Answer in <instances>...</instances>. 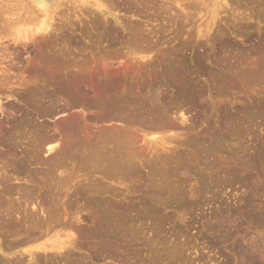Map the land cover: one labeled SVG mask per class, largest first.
I'll list each match as a JSON object with an SVG mask.
<instances>
[{"label":"rangeland","instance_id":"1","mask_svg":"<svg viewBox=\"0 0 264 264\" xmlns=\"http://www.w3.org/2000/svg\"><path fill=\"white\" fill-rule=\"evenodd\" d=\"M5 1L10 2L12 0H3V2L0 0V7L6 10L3 11L4 13L0 14V51L2 53H0V55H5V51L11 52H7L8 55L15 52V55L18 54L17 59L20 62L14 55L9 57L11 60L13 58L14 62L8 58L7 54L5 55L7 59L4 56L0 59V85H2V87L0 86V108L3 110V114H0V122H2L1 120L8 122L10 117L17 119V116L19 118L23 113L29 110L30 114H33L32 116L35 118V123L46 126L53 125L49 119H53L54 121L56 119L58 121H66L65 119H70L71 116L80 114L85 117L84 123H86V127L90 128L93 135L91 137L94 141L98 139L97 131L98 129L100 130L101 127H103L101 130L122 128L124 125L119 121L106 122V120L95 119L94 117H98V112L87 110V108H84L85 110L83 111V108L79 109V104L74 103L72 99L69 101V99L64 98L68 103L66 101L63 102V98V101H59L60 103L56 101V109L54 108L55 110L53 111L54 117L52 114L48 116L49 114L46 113L51 109V101L46 100L43 103L44 108L48 110L43 109V106H41V108L37 105L35 106V104H31L32 106L27 105L30 103L29 101L25 102L26 106L24 105L25 103L21 94L25 97L27 93V91H25L27 88L25 87L28 84L33 85L34 83V80H32L33 77L30 79L28 74L24 71L26 62L30 61V57L27 53L28 51L26 52L23 49L29 47L30 44H25V42L22 44L23 41L16 42L14 39L15 36L16 39H18V35L22 36L24 34L27 35V33L29 34V32L40 23L41 19H44V14L37 9L31 0L21 1H23L22 3L25 2L29 7L31 6L32 9L25 4L22 5L20 0L16 2L13 0L10 4L5 3ZM59 1L60 0H55V2H53L54 8L52 7L51 13L53 19L51 22L52 29L54 30L53 34H56L59 39L58 47L61 46V48H63L62 44H60V42L63 43L60 40V35L58 37V34L61 33L67 34L70 32L69 36H71L72 33V36L74 38L76 36L82 44L79 43V45H81L80 47L77 45L79 49L77 47L73 48L76 49L73 50L74 52L70 48L72 55L69 51V56L66 57L68 59L70 58L67 60L72 70L76 68L79 69L81 65L84 70L87 68V70H85L86 72H91L93 76H96V72H99L103 66L109 64L107 66L109 68L116 67V65L119 66L117 63L119 61H123L124 65L128 63V65H125L126 68L124 67L122 70H117L116 74L119 77H116L117 79L119 78L118 81L120 83L118 82L119 84H117V87L115 86L114 89L116 95L120 97L122 95L125 96H122L123 99L118 96L119 98L117 101L121 103L123 100H126V102L130 101V104L132 102L138 106H140L141 96H144L149 86L152 84V86H154V83H156L154 81L159 79H164L162 81L163 83L170 81L172 84L170 82L168 83L169 85L163 84L166 86H163L164 92L168 95V98L164 95L167 98L164 97V102L166 101L165 109L172 107V111H174L179 107V109H182L186 114L187 121L184 123L183 130L178 129L168 132L170 134L164 132L166 135L168 134L167 136L161 134L162 131L159 133V136L163 138L166 136L163 139V143L165 142V149L168 150H164L165 152L163 150L159 151V154L162 155H159L160 159H158L160 161L156 159L157 156L154 154L153 150H151L148 145H144V148L147 147L152 151L149 152L150 150L147 148L145 150L146 154L150 153V159L147 158L148 156L133 158V161L131 160L133 169L127 166V168L123 167V171L122 168L121 170L118 168L117 171H113L114 169L112 168L98 170L96 166H93V168L92 166L81 167V169L79 168L80 166L77 165L79 167H69L66 169L67 171L64 170L66 173L71 174H67L68 176H72L69 177L72 178V180H70L71 182L68 184L71 185L73 183L71 187H74V185L79 182L83 189L81 188V194H78L83 196L79 198L80 196L78 197V194L74 191L75 189L70 188L69 193L67 192L69 195L67 197L69 199L66 201V197L64 200L61 199L62 201H57L58 205H63V209H65V211L59 209L60 213L57 204V207H55L57 209H55V211H53L54 206L51 207L53 210L49 208L51 206H48L49 203H53L50 199L47 200V203L50 202L44 206V208H46L45 211L43 210L42 212L39 208V212H37L38 210L36 211L37 213L32 211L26 203L22 202V199H20L22 203L17 201L21 193H24L23 190L25 191V188H31V186H28V183H24V179H29L30 177L28 175H30L32 171L42 170L41 166V168H38L34 166L33 163L28 165L27 160H25L24 152L21 153L22 150H24L23 147L25 143H23L24 145L21 144V152H19V154L14 151L17 156L14 158L22 159L23 157V159L25 158V162L23 159L22 163L13 159L15 155H10L9 157L13 160L12 162L14 164L15 162L22 164L26 174H17L14 168L10 167L9 164L4 163L2 160L0 161V197H3V199L2 197L0 198L1 217L8 223L9 220L7 217L9 218L10 214L8 213V215L5 212L9 210H7V208L6 211L4 210L3 212V209L8 206L10 209V207L14 205L18 210V212L14 211L13 213L15 215L13 216L12 214V217L9 218L17 225L13 230L15 233H12L13 228L9 229V227H6L7 225L5 226L6 223L2 224L4 227L0 225V264H14V262L18 261L22 262L21 264H203L206 260H211V264H246L243 261L250 258V260H253V264H264V178L262 177L264 175V71L260 73L254 69L256 62L257 64L260 63L259 67L263 64L264 3L262 2L264 0H211V2L210 0L209 2L208 0L207 2L205 0H188L189 2L186 0H176V2L174 0H167V2L166 0L165 2L164 0H97L100 4L109 9V11L118 18L121 24L115 23L110 17L109 20L108 17L107 19L99 18L102 16L96 13L98 11L91 6L92 0H90L91 5L87 3L86 5L84 4V6L80 3L81 0ZM177 1L179 4H176ZM203 3L205 4L202 5ZM70 5L73 6L72 8L78 5L80 6L76 7L77 9L70 8L71 10L69 11L68 8ZM161 5L163 6L161 7ZM164 5L166 7H164ZM9 6L11 8H9ZM1 8L0 12L3 10ZM214 8L215 11H217V15L216 18L210 22L213 18L212 11ZM221 9H225L226 11L223 10L222 12ZM88 10H94L92 14H89L90 16L84 13L85 11L88 12ZM7 11L8 13H6ZM31 12H33L34 15H32L33 13L31 14ZM37 13L40 15L38 16ZM71 13L73 14L71 15ZM21 15L22 17L19 18ZM92 15H97L98 19H100L97 26H94L92 22L95 20ZM33 18L37 21L36 23L32 20ZM37 18L40 21H38ZM188 18L191 19L187 20ZM18 20L22 21H19V24L21 23L20 25H18ZM7 21H9V23ZM24 22L27 24L26 26H23ZM236 22H238V24ZM5 23L9 24V27H5ZM13 23H15L14 25L16 27L17 25L18 27L21 26L19 28L17 27L18 31H16V29H11V25L13 28ZM246 24L248 25L246 26ZM200 25H202V29ZM61 26L65 27V29L61 28ZM82 29L83 31H87L90 35L85 38L80 36ZM9 30L13 35L15 34L14 39L12 34V36L9 35ZM202 30L204 31L202 32ZM14 31L15 33H13ZM55 31H57V33H55ZM104 31L107 32V36L102 40H96L99 34ZM133 31L134 33L141 31V33H145L148 36V41H138L139 48L141 47L144 49L148 46L145 50L147 51L149 49V53L145 50L146 53H143L146 55L147 62L145 61V64L143 62L131 60L130 50L125 47V40L127 41ZM16 32H18V34ZM158 36L161 38H158ZM258 46L261 50L257 49ZM233 47H236V50ZM1 49H5V51L2 52ZM126 49L129 50V52ZM170 49L173 51H170ZM110 50L116 53L115 55H117V57L112 58L113 60L104 59V53L106 51L111 52ZM258 50L260 51L258 52ZM98 54L103 57H99ZM169 55L173 56V59ZM251 56L252 60L250 59ZM257 57H259L258 60ZM127 58H129L128 61ZM160 58L162 59L160 60ZM101 59L105 63L100 62ZM76 60L77 62H75ZM17 61L18 63H16ZM83 61H85L86 64L88 63V67ZM99 64L101 65L99 66ZM6 65L9 67H6ZM5 68L9 69L5 70ZM2 70H5L6 74L8 73L7 75H10V79H7L9 77L6 76ZM119 72L120 74H118ZM172 73L175 74L177 80H175ZM158 74H160V76ZM13 80H15V82ZM151 80L153 83L150 82ZM2 82H4V84ZM29 86L31 88V85L27 87ZM119 90L120 92L123 91L125 95L123 92L120 93ZM125 90L127 91L125 92ZM177 93H181L183 97V101L180 104L174 101ZM134 95L137 96L136 99ZM132 96L133 98H131ZM138 97L141 99H138ZM119 102L118 105L120 104ZM26 108L27 111H25ZM161 110H164V108ZM38 112L41 115H39ZM92 119H94V121H92ZM69 121L70 120H68V122ZM91 121L92 123H90ZM6 124L2 123L4 127L8 125ZM172 133L175 134L173 135ZM107 136L105 135L106 138L102 140H106ZM171 136L176 138L171 139ZM23 137H25V135ZM178 137L179 139L176 141ZM7 139L9 140V138ZM15 139L16 136L13 137V141ZM108 140L111 139L108 138ZM23 141L25 142L26 139L24 138ZM7 142L9 143L12 141ZM110 142H112V140L109 141L108 144H100L105 146L103 150L108 149V151H105L107 155L111 154L113 151V142ZM3 147L6 148V146ZM3 147L0 144L1 151ZM163 157L165 159H163ZM145 158L149 161L146 162L147 160ZM133 162L136 163V166ZM4 168H6V170ZM29 170L31 173H29ZM122 173L125 178H123V175L121 177L120 174ZM73 175L76 178H74ZM84 175H86L85 178H83ZM118 175H120L122 180H120ZM159 175L162 178L164 177L165 179L163 178V180L165 181L158 177ZM26 176L29 178H26ZM17 177L21 178V180H19L21 183H16L18 181L16 180ZM115 177L116 179L118 177L119 180L114 179ZM30 181L29 179L28 182ZM144 181H146L145 184L143 183ZM97 182L98 184L101 183L98 187L95 186ZM90 184H93L94 187ZM101 185L104 186L101 187ZM7 186L13 187L11 188L14 193L11 192L13 196L5 194ZM158 186L161 187V189ZM108 187L111 190H109ZM94 188H98L97 192H95ZM152 188L154 189L152 190ZM84 189L87 191H84ZM101 189L104 190V192ZM155 189L158 190V192H156ZM18 190H20V192ZM82 190L84 191L83 193ZM149 190L152 192H149ZM16 192L20 194L17 195ZM158 193L160 196L162 195V197H160ZM9 197H11V202L8 201ZM76 197L78 200H76ZM154 197H157L155 201H153ZM165 197L167 202L165 201ZM156 199H158L159 202L156 201ZM97 200H99L101 204L98 203L99 201ZM57 202L54 201L53 205ZM70 202L72 203L71 205L75 206L71 207ZM143 202L145 205H142ZM41 205L42 204H40V207ZM66 205L71 208H67ZM47 208H49V210ZM68 209L69 211L71 209V211L69 212ZM152 209H154V212ZM66 210L68 212H66ZM28 213L29 218L26 215ZM98 213L100 215L99 217L97 215ZM59 214L62 217H60ZM5 215L7 217H5ZM116 215L117 217H115ZM102 216H105V219L108 218L111 220L105 221ZM33 217L35 219H32ZM95 219L97 222L100 220V226L96 224L97 222ZM36 220L38 222H36ZM50 220L53 223L50 222L51 224L49 225L48 221ZM42 221H45L46 224H41ZM31 224H33V226H31ZM42 226L43 228H41ZM38 228L40 229L38 230ZM47 228L53 230H47ZM81 231H86L85 235H82ZM67 232L68 234H65ZM70 232L71 236L74 238V247L67 248V251L65 249L68 253L64 252V250L59 253L54 251H52L53 253L51 251L43 253L39 251L37 256L35 254L33 260H30L29 254L27 253L28 250L35 251V247H38V244L39 246L43 245L46 241L56 244L57 241H61L63 238L70 235ZM35 235H37V238ZM64 255L66 256L64 257Z\"/></svg>","mask_w":264,"mask_h":264},{"label":"bare ground","instance_id":"2","mask_svg":"<svg viewBox=\"0 0 264 264\" xmlns=\"http://www.w3.org/2000/svg\"><path fill=\"white\" fill-rule=\"evenodd\" d=\"M2 2H3V0H1ZM8 1V0H7ZM15 2L17 1V0H14ZM24 1V0H23ZM23 1H21L20 0V2L22 3ZM26 1V0H25ZM32 2H33V4L37 7V9L41 12V13H43L44 14V19H41V21L38 19V18H40V17H38L37 18V20L38 21H40V23L37 25V26H35L34 27V29L33 28H31V29H33V30H28V29H30V28H28L27 30L28 31H30L29 32V34L27 33V35L26 34H24V35H18L17 36V38L18 39H16V36H15V39H14V35L10 32V30H9V32H10V34L9 35H13V39L16 41V42H20V41H23V43L22 44H24V42H25V44H30L29 45V47H27V48H24L23 50H25L28 54H29V57H30V61H27L26 62V66H25V68H24V71L28 74V77L30 78V79H32V77H33V79L32 80H34V83H33V85L32 84H28V85H31V88H30V86L29 87H25V88H27V89H25V91H27V93H26V96L24 97L22 94H21V96H22V99H23V101H24V103L26 102V101H29L30 103L29 104H27V105H31V104H35V106L37 105L38 107H40L41 108V106H43V103L46 101V100H48V101H51L52 103V105H51V109H47V108H44V106L42 107L43 109H47L48 111L46 112L47 114H49L48 116H51V114H52V116L54 117L55 115H53V111L56 109L55 107H56V105H55V102L56 101H63L62 100V98L64 99V98H66V99H69V101H70V99H72V100H74L73 102L74 103H77V104H79V106H80V108L79 109H82L83 108V111L87 108V110H93V111H96V112H98V117L96 116V117H94L95 119H102V120H106V122L107 121H119L120 123H122L124 126L122 127V128H119V129H112L111 127V129H102L101 130V128H103V127H101L100 128V130L98 129V131H97V133H98V139L96 140V141H94L93 140V138L91 137V136H93L92 135V132H91V130H90V128H88V127H86V123H84V121H85V117H83L82 115H73V113H72V115L73 116H71V118L70 119H65L66 121H58L57 119L54 121L52 118V120H50L49 119V121L50 122H52V124L53 125H51V126H46V125H39V124H37V123H35L34 121V119L35 118H33V114L31 115L30 114V110L29 111H27V108H26V110L25 111H27V112H25V113H23V115H21V117H19L18 118V116H17V119H15L14 117H10L9 119H8V122H7V124H6V122H4L3 120H1L2 122H0V144L2 145V147L3 146H6V148H4L3 147V150L0 152V161L2 160L4 163H6V164H9L10 165V167H12V168H14V171H15V173H17V174H26V172H25V168L24 167H22L23 165L22 164H20V163H17V162H15V164L12 162L13 160H11V158L9 157L10 155L12 156V155H15V156H13V159H15L17 156H16V154H15V152H21V148H20V146H22L21 144H23V143H25V146L23 147L24 148V150H22V152L21 153H23L24 152V155H25V160H27V162H28V165H31L32 163L34 164V166H36V167H40L42 170H39V171H32V173L30 172V170H29V173H31L30 175H28V176H26V178H29L31 181L30 182H28L29 181V179H27V180H25L24 178V183H28V186H31V188L30 189H26L25 188V191L23 190V192L24 193H21V196H19V198H17V201L19 202V203H22V202H24V203H26V205H28L29 207H30V209L32 210V211H34V212H36L39 208V210L40 211H42L43 212V210L45 211V209L46 208H44V206L45 205H47L48 203H47V200L48 199H50L51 201H53V203H54V201L55 202H57L58 200L60 201L61 199H65L67 196H69L68 194H67V192L69 193V191H70V188H74L73 190L74 191H76V194H78V193H80L81 194V185L79 184V182L76 184V185H74V187L72 186L71 187V185L73 184H71V185H69L70 183L69 182H71L70 180H72V178H69V177H72V176H68V175H71V174H68V173H66L64 170H66L67 168H69V167H73V168H75V166H77V165H79V166H77V167H79V168H81V167H88V166H92V168H93V166H96V167H98V170H105V168H112V169H114L113 171H117L118 170V168H119V170H121V168H122V171H123V167L125 168L126 166L127 167H129L130 169H133L132 168V159L133 158H137V157H139V158H141V157H146V156H148L147 158H149V154L150 153H147L146 154V152H145V150H146V148H144V145H148L149 146V148L151 149V150H153V152H154V154L157 156V158L156 159H160V156H162V155H160L159 154V151H168V150H166L165 148V142L163 143V139L168 135V134H170V133H168V132H172V131H174V130H178V129H182L183 128V126H184V123L187 121V119H186V114L184 113V111L182 110V109H179V105L177 106L178 108L176 109L175 107V109L176 110H174V111H172V107L170 108V107H168V109H165V102H164V95H166L167 96V98H168V95L164 92V89H163V86H165V85H163V84H167V85H169L168 83L170 82V81H166L165 83H163L162 81L164 80H157V81H154V82H156V83H154V86H149V88L146 90V92H145V94H144V96H141V95H139V96H141V98L140 97H138V99H141V101H140V106H138V105H135V104H133L132 102H131V104L129 103V102H126V100H123V102H121V103H124V101H125V103H127V104H122V105H120L121 103L119 102V101H117L118 100V98L120 97L119 95H116V92H115V86L117 87V84H119L120 82L118 81V79H117V77L116 76H118L117 74H116V72H117V70L119 69V70H122L124 67H125V65L127 64L128 65V63H126L125 65H124V62L123 61H119V62H117L118 63V65L119 66H117L116 65V67H111V68H109V67H107V66H103V68L98 72H96V76L94 75H92V73L91 72H86L85 70H87V68L84 70V68H82L81 67V65H80V68L79 69H75V68H73V69H75V70H72V68H70L71 66L68 64L69 62H68V60L70 59H68V58H66V57H68L69 55H68V53H69V51H70V48H71V50L73 51V50H76V49H73V48H76L77 47V45H79V43L81 44V42L79 41V39H77L76 38V36H75V38L72 36V33H71V36H69L70 35V32L69 33H67V34H63V33H61V34H58V37H59V35H60V40L63 42V43H61L60 42V44H62V47L63 48H61V46L60 47H58V42H59V39L57 38V35L55 34H53L54 32V30L52 29V25H51V22H52V15H51V13H52V7L54 8V6H53V2H55V0H31ZM61 1V0H60ZM59 1V2H60ZM80 1V0H79ZM78 1V2H79ZM175 2H176V0H174ZM178 1H180V0H178ZM178 1H177V3L176 4H179L178 3ZM187 2H189L188 0H186ZM193 1V0H192ZM199 1H201V0H199ZM206 2H207V0H205ZM217 1V0H216ZM223 1H225V0H223ZM2 2H1V4H2ZM11 3L13 2V0L12 1H10ZM10 2L8 1V2H6L5 1V3H9L10 4ZM14 2V3H15ZM28 2V1H27ZM58 2V3H59ZM164 2H165V0H164ZM166 2H167V0H166ZM204 2V1H203ZM208 2H209V0H208ZM210 2H211V0H210ZM260 2H262V1H260ZM70 4H71V2H69ZM77 3V2H76ZM80 3L84 6V4L86 5L87 3L88 4H90V0L88 1V0H85V1H80ZM80 3H78V4H80ZM91 3H92V5L91 6H93L95 9H96V11H98V12H96V13H98V14H100L102 17H99V18H105V19H107V17H108V20L110 19V18H112V20L115 22V23H117V24H121L120 22H119V20H118V18L114 15V14H112L110 11H109V9H107L104 5H102V4H100V2H98L97 0H92L91 1ZM262 3H264V1L262 2ZM261 3V4H262ZM23 4H25V2L24 3H22V5ZM27 4H30V3H27ZM59 4H62V3H59ZM58 4V5H59ZM63 4H64V2H63ZM66 4V3H65ZM161 4V3H160ZM164 4V3H163ZM171 4H172V2H171ZM190 4H191V2H190ZM192 4H193V2H192ZM197 4V3H196ZM195 4V5H196ZM205 3H203L202 5H204ZM208 4H210V3H208ZM6 5V4H5ZM13 5V4H12ZM26 5V4H25ZM55 5H57V4H55ZM71 5H73V4H71ZM70 5V7L68 8V10L70 11L71 9L70 8H72L73 6H71ZM81 5V6H82ZM201 5V6H202ZM207 5V4H206ZM219 5V4H218ZM218 5H216V6H218ZM222 5V4H221ZM263 5V4H262ZM14 6V5H13ZM12 6V7H13ZM26 6H28V5H26ZM80 5H78V6H76V7H79ZM113 6V5H112ZM163 5H161V7H162ZM192 6H194V5H192ZM17 7V6H16ZM16 7H14V8H16ZM29 7V6H28ZM31 7V6H30ZM29 7V8H30ZM34 7V6H33ZM60 7V6H59ZM75 7V8H76ZM86 7V6H85ZM89 7V6H88ZM114 7V6H113ZM117 7V6H116ZM160 7V6H159ZM164 7H166L165 5H164ZM163 7V8H164ZM179 7V6H178ZM196 7V6H195ZM204 7V6H203ZM215 7V6H214ZM219 7H220V5H219ZM233 7V6H232ZM1 8V7H0ZM9 8H11L10 6H9ZM29 8H28V10H29ZM75 8H72V9H75ZM81 8V7H80ZM131 8V7H130ZM191 8H193V7H191ZM201 8V7H200ZM221 8V7H220ZM223 8H225V7H223ZM264 8V7H263ZM1 9H3V8H1ZM17 9V8H16ZM31 9H32V7H31ZM30 9V10H31ZM36 9V10H37ZM59 9V8H58ZM64 9H65V7H64ZM64 9H62V10H64ZM77 9V8H76ZM111 9H112V7H111ZM129 9V8H128ZM233 9V8H232ZM238 9V8H237ZM5 9H3L1 12H0V14H2V13H4L3 11H4ZM15 10V9H14ZM61 10V9H60ZM83 10V9H82ZM87 10V9H86ZM133 10V9H132ZM161 10H162V8H161ZM164 10V9H163ZM222 10V9H221ZM223 10H225V9H223ZM223 10H222V12H223ZM230 10V9H229ZM6 11V10H5ZM25 11V10H24ZM32 11V10H31ZM76 11V10H75ZM92 11H94V10H92ZM92 11H90V10H88V12H84V13H86L87 15H89V14H92L93 12ZM167 11V10H166ZM184 11V10H183ZM192 11V10H191ZM226 11V10H225ZM235 11V10H234ZM11 12V11H10ZM13 12V11H12ZM17 12V11H16ZM20 12H21V10H20ZM58 12V11H57ZM81 12V11H80ZM190 12V11H189ZM188 12V13H189ZM193 12V11H192ZM191 12V13H192ZM217 11H215V8L213 9V11H212V16H213V18H212V20L210 21V22H212L215 18H216V15H217V13H216ZM6 13H8V11L6 12ZM27 13V12H26ZM33 12H31V14H32ZM54 13V12H53ZM60 13V12H59ZM83 13V14H84ZM209 13H211V12H209ZM226 13V12H225ZM21 14V13H20ZM30 14V13H29ZM30 14V15H31ZM38 14V16L40 15L39 13H37ZM42 14V15H43ZM73 13H71V15H72ZM77 14V13H76ZM97 14V15H98ZM261 14V13H260ZM23 15V14H22ZM22 15L21 16H19V18L20 17H22ZM29 15V16H30ZM32 15H34V13L32 14ZM31 15V16H32ZM36 15V14H35ZM97 15H92V16H94V19H92V20H94V21H92L93 23H94V26H97L98 25V23L100 22V19H98V16ZM226 15V14H225ZM259 15V14H258ZM24 16V15H23ZM30 16V17H31ZM37 16V15H36ZM57 16H58V14H57ZM82 16V15H81ZM90 16V15H89ZM208 16V15H207ZM261 16V15H260ZM264 16V15H263ZM17 17V16H16ZM33 17V16H32ZM110 17V18H109ZM190 17H191V15H190ZM262 17V16H261ZM36 18V17H35ZM66 18V17H65ZM69 18V17H68ZM264 18V17H263ZM23 19H24V17H23ZM31 19V18H30ZM73 19V18H72ZM179 19V18H178ZM191 19V18H190ZM189 18L187 19V20H190ZM218 19V18H217ZM4 20H6V19H4ZM25 20V19H24ZM32 20H34V22L36 23L37 21H35V19L33 18ZM68 20H70V19H68ZM206 20H207V18H206ZM208 20H209V18H208ZM19 21H21V20H18L17 22H18V25H20L19 24ZM71 21V20H70ZM236 21V20H235ZM243 21V20H242ZM8 23H9V21H7ZM16 22V23H17ZM22 22V21H21ZM26 22V21H25ZM24 22V25L23 26H26L27 24ZM65 22H67V21H65ZM4 23V22H3ZM28 23V22H27ZM34 23V24H35ZM69 23V22H68ZM216 23V22H215ZM237 24H238V22H236ZM7 23H5V27L6 26H8L9 24H7ZM15 23H13V28H12V25H11V29H16V31H18L17 30V27H18V25H17V27L14 25ZM29 24H30V22H29ZM70 24V23H69ZM200 24V23H199ZM31 25V24H30ZM215 25V24H214ZM248 24H246V26H247ZM62 26H65V25H62ZM61 26V28H64L65 29V27H62ZM201 26V29H202V25H200ZM9 27V26H8ZM16 27V28H15ZM19 27H21V26H19ZM18 27V28H19ZM71 27V26H70ZM4 28V27H3ZM23 28V27H22ZM209 28H210V26H209ZM6 29V28H5ZM59 29V28H58ZM68 29V28H67ZM138 29V28H137ZM181 29V28H180ZM20 30V29H19ZM104 30H106V29H104ZM197 30V29H196ZM200 30V29H199ZM206 30H208V29H206ZM13 31V30H12ZM28 31H25V32H28ZM64 31H66V30H64ZM63 31V32H64ZM137 31H139V30H137ZM144 31V30H143ZM204 30H202V32H203ZM24 32V33H25ZM178 32H179V30H178ZM196 32V31H195ZM198 32H200V31H198ZM13 33H15V31L13 32ZM17 34H18V32H16ZM21 33V32H20ZM55 33H57V31H55ZM80 33V32H79ZM112 33V32H111ZM16 34V35H17ZM22 34H23V31H22ZM74 34V33H73ZM147 34H149V33H147ZM157 34H159V33H157ZM196 34V33H195ZM201 34V33H200ZM11 35V36H12ZM90 34L89 33H87V31H83V29L81 30V33H80V36H82L83 38H85L86 36H89ZM107 36V32H101L100 34H99V36L97 37V39L96 40H102V39H104L105 37ZM150 36V35H149ZM153 36V35H152ZM154 36H155V34H154ZM190 36H192V35H190ZM203 36V35H202ZM73 37V38H72ZM90 38V37H89ZM88 38V39H89ZM148 36L145 34V33H141V31L140 32H136V33H134V31H133V33L130 35V37H128V39H127V41L125 40V42H126V46H125V44H124V46L126 47V48H128L129 50H130V52H129V50H127L129 53H131V57H132V59L131 60H134V61H139V62H143L144 64L147 62L146 61V55H144L143 53H146L147 51H148V53H149V49L146 51L145 50V48H148V46L147 47H145L144 49L143 48H139V46H138V41H144V40H147L148 41ZM154 38H156V39H158V38H161V37H159L158 36V38L157 37H154ZM87 39V40H88ZM91 39V38H90ZM220 39V38H219ZM260 40V39H259ZM157 41H159V40H157ZM156 41V42H157ZM0 42H1V39H0ZM259 43V42H258ZM1 44V43H0ZM88 44V43H87ZM82 45V44H81ZM81 45H79V47L81 46ZM112 45V44H111ZM156 45V44H155ZM94 46V45H93ZM233 46V45H232ZM18 47V46H17ZM79 47H77L78 49H79ZM149 47H151V46H149ZM153 47V46H152ZM156 47V46H155ZM251 47H254V46H251ZM2 48V47H1ZM82 48V47H81ZM230 48V47H229ZM235 50H236V47H233ZM232 48V49H233ZM264 48V47H263ZM262 48V49H263ZM77 49V50H78ZM109 49V48H108ZM110 49H111V47H110ZM113 49V48H112ZM143 49V50H142ZM153 49V48H152ZM160 49V48H159ZM257 49H260L259 48V46L257 47ZM257 49H256V51H257ZM2 50V49H1ZM7 50V49H6ZM17 50V49H16ZM114 50V49H113ZM146 52H145V51ZM246 50V49H245ZM261 50V49H260ZM260 50H258V52L260 51ZM264 50V49H263ZM3 51H5V49L4 50H2V52ZM13 51H15V50H13ZM111 51V50H110ZM116 51V50H115ZM153 51V50H152ZM170 51H173L172 49H170ZM248 51V50H247ZM8 52V51H7ZM6 51L4 52L5 53V55L7 54V56H8V58L12 55H14L15 57H16V59L18 58L17 57V55H15V52L14 53H12L11 55H8V53H11V52H8L7 53ZM74 52V51H73ZM81 52V51H80ZM157 52V51H156ZM159 52V51H158ZM162 52H163V50H162ZM246 52V51H245ZM244 52V53H245ZM251 52H252V50H251ZM0 53H1V51H0ZM147 53V54H148ZM173 53V52H172ZM261 53V52H260ZM263 54H264V52H262ZM2 54V53H1ZM20 54V53H19ZM70 54H71V51H70ZM100 54V53H99ZM98 54V56L99 57H103L104 56V59H106V60H108V59H112V58H116L117 57V55H115L116 53H114V52H105L104 53V55L103 56H100ZM163 54H164V52H163ZM166 54V53H165ZM171 54V53H170ZM248 54V53H247ZM5 55L3 54V55H0L1 57H0V59L2 58V56H4L5 57ZM72 55V54H71ZM150 55V54H149ZM251 55V54H250ZM262 55V54H261ZM6 56V57H7ZM20 56V55H19ZM97 56V57H98ZM164 56H166V55H164ZM170 56V55H169ZM168 56V57H169ZM264 56V55H263ZM263 56H262V65H263V67H264V61H263ZM5 57V58H6ZM167 57V58H168ZM171 58L173 57V56H170ZM4 58V59H5ZM20 58V57H19ZM80 58V57H79ZM118 58H120V57H118ZM258 58L259 57H257V60H258ZM7 59V58H6ZM5 59V60H6ZM10 60H11V58H9ZM15 59V58H14ZM68 59V60H67ZM86 59V58H85ZM123 59V58H122ZM128 59L129 58H127V61H128ZM148 59V58H147ZM162 58H160V60H161ZM169 59V58H168ZM173 59V58H172ZM171 59V60H172ZM251 60H252V56H251V58H250ZM254 59V58H253ZM256 59V58H255ZM261 59V58H260ZM12 60H13V58H12ZM11 60V61H12ZM18 60V59H17ZM72 60V59H71ZM83 60H84V58H83ZM105 60V61H106ZM113 60V59H112ZM116 60V59H115ZM165 60V59H164ZM16 61V60H15ZM19 61V60H18ZM18 61L16 62V63H18ZM22 61V60H21ZM74 61V60H73ZM98 61H99V58H98ZM98 61H97V63H98ZM146 61V62H145ZM169 61V60H168ZM13 62H14V60H13ZM20 62V61H19ZM71 62V61H70ZM75 62H77V60L75 61ZM75 62H73V63H75ZM83 62H85V61H83ZM100 62H104V61H102V59L100 60ZM99 62V63H100ZM130 62V61H129ZM3 63V62H2ZM11 63V62H10ZM80 63V62H79ZM89 63H90V61H89ZM96 63V64H97ZM105 63V62H104ZM131 63V62H130ZM1 64V63H0ZM4 64V63H3ZM6 64V63H5ZM13 64H15V63H13ZM85 64H86V62H85ZM88 64V63H87ZM87 64H86V66H87ZM91 64V63H90ZM102 64V63H101ZM101 64H99V66L101 65ZM148 64V63H147ZM243 64V63H242ZM259 64V65H258ZM257 64V62H256V66L254 67V69L257 71V72H262V71H264V68L262 67V65H261V67H259L260 66V63H258ZM9 65V64H8ZM8 65H6V67H9ZM11 65V64H10ZM79 65V64H78ZM98 65V64H97ZM97 65H95V66H97ZM4 66V65H3ZM14 66V65H13ZM17 66V65H16ZM85 66V65H84ZM90 66V65H89ZM98 66V67H99ZM113 66H114V64H113ZM133 66V65H132ZM131 66V67H132ZM146 66V65H145ZM247 66V65H246ZM12 67V66H11ZM10 67V68H11ZM73 67H75V66H73ZM77 67V66H76ZM88 67V66H87ZM128 67V66H127ZM141 67V66H140ZM171 67V66H170ZM252 67V66H251ZM13 68H15V67H13ZM12 68V69H13ZM126 68V67H125ZM249 68V67H248ZM7 69H9V68H7ZM6 68H5V70H7ZM17 69V68H16ZM91 69V68H90ZM96 69V68H95ZM244 69V68H243ZM243 69H242V71H243ZM5 70H2V72L4 73V74H6V71ZM97 70H98V68H97ZM129 70V69H128ZM171 70V69H170ZM249 70H250V68H249ZM93 71V70H92ZM9 72V71H8ZM122 72V71H121ZM169 72V71H168ZM253 72V71H252ZM124 73V72H123ZM174 73V72H173ZM172 73V75L175 77V74H173ZM178 73V72H177ZM256 73V72H255ZM8 74V73H7ZM6 74V76H10V75H7ZM118 74H120V72L118 73ZM155 75V74H154ZM159 76H160V74H158ZM168 75V74H167ZM178 75V74H177ZM94 78H93V77ZM264 76V75H263ZM119 77V76H118ZM154 78L156 77V76H153ZM162 77V76H161ZM178 77V76H177ZM260 77V76H259ZM4 78H7V77H4ZM121 78V77H120ZM157 78V77H156ZM160 78V77H159ZM7 79H10V77L9 78H7ZM6 79V80H7ZM170 79V78H169ZM5 80V81H6ZM12 80V79H11ZM121 80V79H120ZM171 80H172V78H171ZM175 80H177L176 79V77H175ZM180 80H181V77H180ZM1 81V80H0ZM14 82H15V80H13ZM12 81V82H13ZM11 82V83H12ZM119 82V83H118ZM150 82H152V80L150 81ZM162 82V83H161ZM179 82V81H178ZM3 84H4V82H2ZM8 83V82H7ZM153 83V82H152ZM171 83V82H170ZM175 83V82H174ZM173 83V84H174ZM6 84V83H5ZM9 84V83H8ZM126 84H127V82H126ZM172 84V83H171ZM11 85V84H10ZM148 85V84H147ZM1 87H2V85H0ZM6 86V85H5ZM5 86H3V87H5ZM127 86V85H126ZM174 86V85H173ZM143 87V86H142ZM166 87V86H165ZM170 87V86H169ZM175 87H177V86H175ZM174 87V88H175ZM145 89V88H144ZM176 89V88H175ZM137 90V89H136ZM163 90V91H162ZM183 90V89H182ZM116 91H118V90H116ZM127 90H125V92H126ZM129 91V90H128ZM119 92H120V90H119ZM123 92V91H122ZM122 92H120V93H122ZM130 92V91H129ZM174 92H175V90H174ZM136 93V92H135ZM138 93V92H137ZM165 93V94H164ZM123 94H124V92H123ZM127 94V93H126ZM130 94H132V93H130ZM139 94H142V93H139ZM125 95V94H124ZM138 95V94H137ZM119 96V97H118ZM123 96V95H122ZM121 96V97H122ZM134 96H136V95H134ZM120 97V98H121ZM123 97H125V96H123ZM123 97L121 98V99H123ZM131 98H133V96L131 97ZM135 99L137 98V96L136 97H134ZM166 98V97H165ZM166 98V99H167ZM66 99H64V101L63 102H65L66 101ZM130 99V98H129ZM130 100H132V99H130ZM168 100H170V99H168ZM47 101V102H48ZM121 101V100H120ZM174 101L175 102H178L179 104L183 101V97H182V94L181 93H177V95L175 96V99H174ZM59 102V103H60ZM67 103H68V101H66ZM118 102L120 103L119 105H118ZM170 102V101H169ZM67 103H65V104H67ZM129 103V104H128ZM138 103V102H137ZM55 106H54V105ZM62 104V103H61ZM60 104V105H61ZM169 104H172V103H169ZM175 104V103H174ZM25 106H26V103L24 104ZM50 105V104H49ZM68 105V104H67ZM73 105V104H72ZM71 105V106H72ZM32 106V105H31ZM30 106V107H31ZM54 106V107H53ZM58 106V105H57ZM64 106V105H63ZM70 106V105H69ZM78 106V105H77ZM76 106V107H77ZM78 106V107H79ZM168 106V105H167ZM173 106V105H172ZM181 106V105H180ZM182 106H183V103H182ZM65 107V106H64ZM75 107V106H74ZM77 107V108H78ZM34 108V107H33ZM55 108V109H54ZM57 108H59V107H57ZM85 108V109H84ZM162 108H164V110H161ZM167 108V107H166ZM184 108V107H183ZM23 109V108H22ZM22 109H20V110H22ZM39 109V108H38ZM24 110V109H23ZM22 110V111H23ZM45 111V110H44ZM78 111V110H77ZM169 111H170V113H169ZM172 111V112H171ZM32 112V111H31ZM40 112V111H39ZM39 112H38V114H39ZM56 112V111H55ZM82 112V111H81ZM37 113V112H36ZM44 113V112H43ZM42 113V114H43ZM83 113V112H82ZM0 114H3V110L0 108ZM84 114H85V112H84ZM39 115H41V114H39ZM38 115V116H39ZM67 115V114H66ZM95 115V114H94ZM14 116V115H13ZM37 116V117H38ZM46 116V115H45ZM44 116V117H45ZM47 116V117H48ZM65 116V115H64ZM226 116V115H225ZM36 117V116H35ZM46 117V118H47ZM12 118H14V119H12ZM59 118V117H58ZM89 118V117H88ZM87 118V119H88ZM227 118V117H226ZM68 120H70L69 122H68ZM87 121V120H86ZM92 121H94V119H92ZM92 121L90 122V123H92ZM100 121V120H99ZM102 122V121H101ZM2 123H5L7 126H3L2 125ZM87 123H88V121H87ZM89 124V123H88ZM119 124V123H118ZM117 124V125H118ZM89 126V125H88ZM106 126V125H105ZM90 127V126H89ZM107 128V127H106ZM91 129H93V128H91ZM183 130V129H182ZM162 131V133L161 134H165L166 132L168 133L164 138L163 137H161V136H159V133ZM179 131H181V130H179ZM94 132V131H93ZM165 132V133H164ZM91 133V134H90ZM96 133V134H97ZM181 133V132H180ZM94 134V133H93ZM160 134V135H161ZM173 134V133H172ZM175 134V133H174ZM173 134V135H174ZM25 135V137H23ZM105 135L107 136V142H106V140H102L103 138H106L105 137ZM16 136V139L13 141V137H15ZM176 136V135H175ZM174 136V137H175ZM9 138V140L7 139V138ZM172 138L171 139H175V138H173V136H171ZM18 138V139H17ZM23 138V139H22ZM24 138L26 139V141L24 142L23 140H24ZM97 138V137H96ZM96 138H94V139H96ZM108 138L109 139H111L112 140V142H110V143H112V152H111V154H106L107 152H105L106 150L108 151V149H106V150H103V148H105V146L104 145H100L103 141H105V142H103L102 144H108L109 143V141H111V140H108ZM92 139V140H91ZM179 139V137L176 139V141ZM157 140H159V141H157ZM7 141H12V142H7ZM102 141V142H101ZM174 141V140H173ZM172 141V142H173ZM170 142V141H169ZM175 142V141H174ZM24 145V144H23ZM110 145V144H109ZM167 145V144H166ZM103 146V147H102ZM111 146V145H110ZM111 148V147H110ZM144 150H143V149ZM1 149V148H0ZM148 149V148H147ZM150 149H148V150H150ZM149 151V152H152V151ZM15 151V152H14ZM164 151V152H165ZM161 153V152H160ZM163 153V152H162ZM20 154V153H19ZM24 155H22V156H24ZM160 155V156H159ZM21 156V157H22ZM15 157V158H14ZM153 158H155V157H153ZM162 158V157H161ZM22 159H23V157H22ZM21 158H17V159H15L16 161H18V162H23V160H22ZM146 159V158H145ZM150 159V158H149ZM158 159V160H159ZM163 159H165L164 157H163ZM25 160H24V162H25ZM132 160V161H131ZM142 160H143V158H142ZM147 160V159H146ZM157 160V161H158ZM149 160H147L146 162H148ZM156 161V160H155ZM160 161V160H159ZM161 161H162V159H161ZM144 162H145V160H144ZM1 163V162H0ZM30 163V164H29ZM134 163V162H133ZM5 165V164H4ZM27 165V164H26ZM27 165V166H28ZM134 165L136 166V163H134ZM152 165V164H151ZM154 165V164H153ZM1 166V165H0ZM2 166H3V164H2ZM25 166V165H24ZM95 167V168H96ZM126 167V168H127ZM1 168V167H0ZM28 168V167H27ZM135 168H137V167H135ZM5 170H6V168H4ZM3 169V170H4ZM32 169V168H31ZM34 169V168H33ZM82 169V168H81ZM90 169V168H89ZM88 169V170H89ZM116 169V170H115ZM158 169V168H157ZM156 169V170H157ZM73 170V169H72ZM128 170V169H127ZM1 171V170H0ZM67 171V170H66ZM91 171V170H90ZM93 171V170H92ZM107 171V170H106ZM105 171V172H106ZM111 171V170H110ZM132 171V170H131ZM159 171V170H158ZM72 172V171H71ZM85 172V171H84ZM109 172V171H108ZM127 172V171H126ZM154 172H156V171H154ZM2 173H4V172H2ZM70 173V172H69ZM80 173V172H79ZM86 173V172H85ZM101 173H103V172H101ZM68 174V175H67ZM73 174V173H72ZM82 174V173H81ZM93 174V173H92ZM95 174V173H94ZM107 174V173H106ZM126 174V173H125ZM127 174H131V173H127ZM116 175V174H115ZM121 175V177H122V175H123V173L122 174H120ZM120 175H118L119 177H120ZM4 176V175H3ZM74 176V175H73ZM85 176L86 175H84V177L83 178H85ZM106 177V176H105ZM121 177H120V180H122L121 179ZM157 177V176H156ZM158 177H160V175L158 176ZM263 178H264V175L262 176ZM74 178H76L75 176H74ZM78 178V177H77ZM81 178V177H80ZM123 178H125V176L123 175ZM127 178V177H126ZM162 180H163V178L162 177H160ZM3 179H4V177H3ZM89 179V178H88ZM87 179V180H88ZM110 179V178H109ZM112 179V178H111ZM114 179H116V177L114 178ZM117 179L119 180V178L117 177ZM116 179V180H117ZM159 179V178H158ZM165 179V178H164ZM166 179H169V178H166ZM7 180V179H6ZM16 180H18L16 183H21L19 180H21V178H19V177H17L16 178ZM75 180V179H74ZM80 180V179H79ZM90 180V179H89ZM124 180V179H123ZM97 181V180H96ZM99 181V180H98ZM113 181V180H112ZM150 181V180H149ZM148 181V182H149ZM152 181V180H151ZM157 181V180H156ZM163 181H165V180H163ZM169 181V180H168ZM3 182V181H2ZM33 182V183H32ZM83 182H85V181H83ZM93 182V181H92ZM145 182L146 181H144L143 183L145 184ZM5 183H8V182H5ZM11 183V182H10ZM69 183V184H68ZM81 183H82V181H81ZM89 183V182H88ZM95 183V182H94ZM154 183V182H153ZM3 184V183H2ZM9 184V183H8ZM7 184V185H8ZM83 184V183H82ZM86 184V183H85ZM96 184V183H95ZM99 184H101V183H99ZM98 182H97V185H95V186H97L98 187ZM148 184V183H147ZM150 184V183H149ZM161 184V183H160ZM166 184V183H165ZM70 187H69V186ZM84 185V184H83ZM82 185V186H83ZM87 185V184H86ZM90 185H93V184H90ZM8 186H10V185H8ZM7 186V187H8ZM11 186H12V184H11ZM27 186V185H26ZM28 186H27V188H28ZM66 186H68V187H66ZM102 186H104V185H101V187ZM105 186H107V185H105ZM6 187V190H5V194H8L9 196L13 193L12 191V189L11 188H13V187H8L7 188ZM33 187V188H32ZM65 187V188H64ZM88 187H89V185H88ZM91 187V186H90ZM93 187H94V185H93ZM159 187V186H158ZM2 188V187H1ZM92 188V187H91ZM106 188V187H105ZM109 188V187H108ZM148 188V187H147ZM155 188V187H154ZM154 188H152V190L154 189ZM160 189H161V187H159ZM4 189H5V187H4ZM83 189V188H82ZM93 189V188H92ZM95 189V188H94ZM98 189V188H97ZM97 189H95V192H97ZM102 189H104V188H102ZM101 189V190H102ZM149 189V188H148ZM157 189V188H156ZM155 189V190H156ZM164 189V188H163ZM72 190V189H71ZM109 190H111L110 188H109ZM150 190H151V188H150ZM149 190V192H152V191H150ZM154 190V191H155ZM19 192H20V190H18ZM84 191H87V190H85L84 189ZM83 190H82V193L84 192ZM88 191H91V190H88ZM103 192H104V190H102ZM107 191V190H106ZM12 192V193H11ZM99 192H100V189H99ZM108 192V191H107ZM156 192H158V190H156ZM155 192V193H156ZM166 192H167V190H166ZM179 192H181V191H179ZM2 193V192H1ZM4 193V192H3ZM17 193V192H16ZM154 193V192H153ZM160 193V192H159ZM158 193V194H159ZM164 193V192H163ZM162 193V194H163ZM14 194V193H13ZM20 193H17V195H19ZM84 194H86V193H84ZM151 194V193H150ZM167 194V193H166ZM4 195V194H3ZM11 196H13V195H11ZM73 196H75V195H73ZM77 196V195H76ZM80 195L78 194V197H79ZM83 195H81L79 198H81ZM159 196H160V194H159ZM166 196V195H165ZM2 197V196H1ZM0 197V198H1ZM7 197V196H6ZM18 197V196H17ZM160 197H162V195L160 196ZM8 198V197H7ZM7 198H5V199H7ZM10 198L11 197H9V200L8 201H10ZM155 198H157V197H154V200L153 201H155ZM164 198V197H163ZM162 198V199H163ZM168 198V197H167ZM2 199H3V197H2ZM20 199H22V202H21V200ZM67 199H69L68 197L66 198V201H67ZM20 200V201H19ZM76 200H78L77 199V197H76ZM88 200V199H87ZM92 200V199H91ZM94 200V199H93ZM160 200V199H159ZM14 201V200H13ZM15 201H16V199H15ZM62 201V200H61ZM66 201H64V202H66ZM89 201V200H88ZM96 201V200H95ZM97 201H99V200H97ZM102 201V200H101ZM156 201H158V199H156ZM161 201V200H160ZM164 201V200H163ZM165 201H166V197H165ZM2 202V201H1ZM11 202V201H10ZM159 202V201H158ZM167 202V201H166ZM165 202V203H166ZM13 203V202H12ZM53 203L51 204V202L49 203V205L48 206H50L49 208L51 209V210H53V208H54V210L53 211H55V209H57V208H55V207H57V205H58V202L57 203H55V205H53ZM60 203H62V202H60ZM95 203V202H94ZM98 203H100L101 204V202L99 201ZM140 203V202H139ZM138 203V204H139ZM148 203V202H147ZM161 203H162V201H161ZM164 203V204H165ZM6 204V203H5ZM40 204H42L41 205V207H40ZM57 204V205H56ZM72 203L70 202V205H71ZM108 204V203H107ZM155 204V203H154ZM80 205V204H79ZM86 205V204H85ZM96 205H97V203H96ZM95 205V206H96ZM109 205V204H108ZM141 205V204H140ZM142 205H145L144 204V202H143V204ZM148 205H149V203H148ZM150 205H151V203H150ZM12 206V205H11ZM52 206H54L53 208H51ZM59 206V208H58V211H59V213H60V210L62 211V209H63V205L61 206L60 204L58 205ZM62 208H61V207ZM67 206V208L69 207L68 205H66ZM72 206H75V205H71V207ZM89 206V205H88ZM110 206V205H109ZM109 206H108V208H109ZM115 206V205H114ZM113 206V207H114ZM13 207H14V209H13ZM71 207H69V208H71ZM81 207V206H80ZM90 207H91V205H90ZM92 207H93V205H92ZM102 207V206H101ZM104 207V206H103ZM128 207V206H127ZM8 208V209H7ZM25 208V207H24ZM49 208H47L48 210H49ZM66 208V207H65ZM94 208V207H93ZM93 208H92V210H93ZM136 208V207H135ZM143 208V207H142ZM149 208V207H148ZM6 209L7 210H9L8 212H5V213H9L10 214V216H9V218L10 217H12V214H13V216L15 215L13 212L14 211H17L18 212V210H17V208H15V206L13 205L12 207H10V209H9V206L8 207H6L5 209H3V212H4V210L6 211ZM13 209V210H12ZM16 209V210H15ZM27 209V208H26ZM60 209V210H59ZM75 209H77V208H75ZM80 209V208H79ZM103 209V208H102ZM105 209V208H104ZM106 209H107V207H106ZM129 209V208H128ZM137 209H138V207H137ZM144 209V208H143ZM147 209V208H146ZM39 210L37 211V212H39ZM50 210V211H51ZM64 211H65V209H63ZM130 210V209H129ZM132 210H133V208H132ZM136 210V209H135ZM139 210V209H138ZM153 210V212H154V209H152ZM156 210V209H155ZM20 211V210H19ZM26 211V210H25ZM49 211V212H50ZM57 211V212H58ZM68 211H69V209H68ZM67 210H66V212H68ZM70 211H71V209H70ZM69 211V212H70ZM72 211H74V210H72ZM97 211V210H96ZM137 211V210H136ZM141 211V210H140ZM157 211V210H156ZM2 212V211H1ZM0 212V213H1ZM16 212V213H17ZM27 212V211H26ZM36 212V213H37ZM47 212V211H46ZM66 212H65V215H66ZM94 212H95V210H94ZM147 212V211H146ZM150 212V211H149ZM148 212V213H149ZM152 212V213H153ZM20 213V212H19ZM18 213V214H19ZM22 213V212H21ZM56 213V212H55ZM137 213V212H136ZM156 213V212H155ZM8 214V215H9ZM43 214V213H42ZM45 214H47V213H45ZM44 214V215H45ZM69 214V213H68ZM101 214H102V212H101ZM117 214H120V213H117ZM150 214V213H149ZM2 215H3V213H2ZM17 215V214H16ZM20 215V214H19ZM27 216L29 215V213L28 214H26ZM32 215V214H31ZM31 215H30V217H31ZM35 215V214H34ZM52 215H53V213H52ZM51 215V216H52ZM55 215V214H54ZM60 215V214H59ZM61 215H62V212H61ZM60 215V217H62ZM70 215V214H69ZM98 215V217L100 216L99 215V213L97 214ZM126 215V214H125ZM143 215H145V214H143ZM36 216V215H35ZM56 216H57V213H56ZM5 217H7L6 215H5ZM47 217H49V216H47ZM53 217V216H52ZM59 217V218H60ZM67 217V216H66ZM103 217V216H102ZM102 217H100L101 219H103ZM115 217H117V215L115 216ZM8 217H7V219L9 220V222L8 223H6L4 220H3V217H1V214H0V225H2V224H5V226L8 228L9 227V229L10 228H13L12 229V231L14 230V228H16L15 226H17L12 220H10ZM27 218V217H26ZM28 218H29V216H28ZM44 218H46V217H44ZM43 218V219H44ZM54 218V217H53ZM55 218H57V217H55ZM112 218V217H111ZM32 219H35L34 217L32 218ZM49 219H51L50 217H49ZM63 219H65V218H63ZM63 219H61V220H63ZM105 219V218H104ZM106 219H108V218H106ZM105 219V221H109V220H111V219H108V220H106ZM112 219H114V218H112ZM6 220V219H5ZM31 220V219H30ZM38 220V219H37ZM36 220V222H38ZM42 220V219H41ZM45 220V219H44ZM54 220V219H53ZM96 220V219H95ZM60 221V220H59ZM100 220H98V222H97V220H96V224L98 225V226H100V222H99ZM17 222V221H16ZM32 222V221H31ZM30 222V223H31ZM47 222V221H46ZM49 223V225L51 224V223H53V222H51V220L50 221H48ZM51 222V223H50ZM66 222H68V221H66ZM103 222V221H102ZM33 223V222H32ZM43 223H45V221L43 222L42 221V223L41 224H43ZM55 223H56V220H55ZM58 223V222H57ZM62 223V222H61ZM111 223H113V222H111ZM18 224V223H17ZM20 224V223H19ZM34 224H35V222H34ZM46 224V223H45ZM69 224V223H68ZM106 224V223H105ZM36 225V224H35ZM49 225H47V226H49ZM54 225V224H53ZM103 225V224H102ZM108 225V224H107ZM109 225H111V224H109ZM3 226V225H2ZM31 226H33V224H31ZM44 226V225H43ZM43 226L41 227V228H43ZM46 226V225H45ZM56 226V225H55ZM4 227V226H3ZM37 227V226H36ZM54 227V226H53ZM68 227H70V226H68ZM67 227V228H68ZM6 228V229H7ZM19 228V227H18ZM31 228V227H30ZM50 228H51V226H50ZM57 228V227H56ZM71 228V227H70ZM69 228V229H70ZM1 229H3V228H1ZM35 229V228H34ZM40 228H38V230H39ZM49 228H47V230H48ZM69 229H68V232H69ZM49 230H53V229H49ZM12 231H10V232H12ZM32 231V230H31ZM36 231V230H35ZM67 231V230H66ZM2 232V231H1ZM68 232L67 233H65V234H68ZM86 232V231H85ZM85 232H83V231H81V234L83 235H85ZM12 233H15L14 231L12 232ZM30 233V232H29ZM35 234V233H34ZM72 234H73V232H72ZM39 235H41V234H39ZM38 235V236H39ZM43 235V234H42ZM35 237L37 238V235H35ZM43 237V236H42ZM35 238V239H36ZM34 239V240H35ZM41 239V238H40ZM59 239H60V237H59ZM74 238H73V236H71V232H70V235H68L66 238H63L61 241L59 240V241H57L56 242V244H53V242L52 243H50V242H45L43 245H40L39 246V244H38V247H35L34 249H35V251L34 250H28V254H29V257H30V260L32 261L33 260V258H34V256H35V254H36V256H37V253L40 251V252H43V253H46V252H49V251H54V252H57V253H59V252H61V251H63L64 250V252H66L67 251V248H69V247H74L73 246V242H74V240H73ZM36 241V240H35ZM34 242V241H33ZM59 242V243H58ZM40 243V242H39ZM33 249V248H32ZM65 249H66V251H65ZM2 251V250H1ZM70 251V250H69ZM53 253V252H52ZM63 253V252H62ZM66 253H68V252H66ZM4 254V253H3ZM49 254V253H48ZM69 255H71V254H69ZM63 256V255H62ZM66 255H64V257H65ZM68 257H70V256H68ZM74 257V256H73ZM40 258V257H39ZM76 259V258H75ZM203 259V258H202ZM251 259V258H250ZM250 259H247L246 261H243L244 263H246V264H253V260H250ZM21 260V259H20ZM38 260V259H37ZM40 260V259H39ZM42 260V259H41ZM244 260V259H243ZM47 261V260H46ZM44 262V261H43ZM21 264L22 262H14V264ZM70 263V262H69ZM212 262H211V260H206V261H204V263L203 264H211ZM24 264V263H23ZM47 264V263H46ZM79 264V263H78Z\"/></svg>","mask_w":264,"mask_h":264}]
</instances>
